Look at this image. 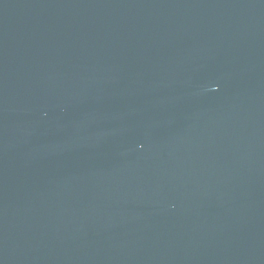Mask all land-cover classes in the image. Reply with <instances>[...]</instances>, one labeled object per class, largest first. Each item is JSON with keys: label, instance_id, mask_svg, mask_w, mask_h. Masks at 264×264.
I'll list each match as a JSON object with an SVG mask.
<instances>
[{"label": "water", "instance_id": "obj_1", "mask_svg": "<svg viewBox=\"0 0 264 264\" xmlns=\"http://www.w3.org/2000/svg\"><path fill=\"white\" fill-rule=\"evenodd\" d=\"M0 264H264V0H0Z\"/></svg>", "mask_w": 264, "mask_h": 264}]
</instances>
